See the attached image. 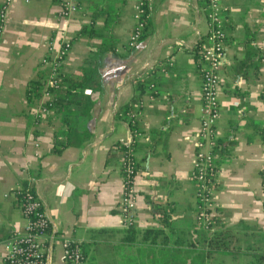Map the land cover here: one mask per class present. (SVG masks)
<instances>
[{
	"label": "crops",
	"instance_id": "0c3cea01",
	"mask_svg": "<svg viewBox=\"0 0 264 264\" xmlns=\"http://www.w3.org/2000/svg\"><path fill=\"white\" fill-rule=\"evenodd\" d=\"M77 1L69 18L59 16L57 0H13L6 11L0 34V264H7L10 234L25 224L13 190L30 178L54 236L48 264H69L66 240L82 246L83 264H144L170 247L199 253L206 264H264V0H222L227 43L219 67L215 242L197 221L192 174L205 0H152L144 36L132 48L127 42L136 0ZM83 26L91 30L81 34ZM51 37L71 42L61 63L67 74L79 73L104 42L114 49L99 54L98 87L81 91L93 104L71 118L70 144L58 154L51 149L61 117L42 112L46 96L30 102L26 95L45 68L41 59ZM133 97L139 99L134 109L141 105L140 136L134 145L135 222L127 228L112 147L128 138V118L116 115Z\"/></svg>",
	"mask_w": 264,
	"mask_h": 264
},
{
	"label": "built area",
	"instance_id": "2783aa9c",
	"mask_svg": "<svg viewBox=\"0 0 264 264\" xmlns=\"http://www.w3.org/2000/svg\"><path fill=\"white\" fill-rule=\"evenodd\" d=\"M13 0H3L0 4V34L3 28L6 11ZM29 2L30 0H23ZM59 16L69 18L77 9V0H57ZM208 30L199 43V78L201 111L199 128L194 136V158L192 174L196 185V217L200 227L205 231L213 229L215 215L214 198L217 187L218 167L216 151L219 149L216 122L220 113L218 97L219 67L226 49L227 33L223 23V13L226 7L222 0H205ZM152 10V0H136L134 5V25L128 38V46L134 47L141 39ZM57 40V46H56ZM71 42L66 38L51 37L48 40L46 54L41 59V65L49 69L47 84L42 89V95L47 101L42 105V112L49 113L45 106H51L49 100L59 91L60 83L57 74L61 62L68 56ZM264 59V54L261 55ZM51 86L55 91L48 90ZM149 88L155 89L153 83ZM141 105L127 115L129 124L128 138L113 146L112 152L118 161L122 178V190L118 201L124 227H132L135 222V205L137 191L134 177L137 173V160L134 145L140 136L137 128ZM35 179L30 178L25 186L18 185L15 191H22L18 201L25 224L22 229L14 230L10 234L7 244L8 250L4 254L7 264H48L52 253L54 236L49 232L50 219L44 205L34 188ZM63 259L69 264H82V255L78 242L63 241Z\"/></svg>",
	"mask_w": 264,
	"mask_h": 264
},
{
	"label": "trees",
	"instance_id": "16d2710c",
	"mask_svg": "<svg viewBox=\"0 0 264 264\" xmlns=\"http://www.w3.org/2000/svg\"><path fill=\"white\" fill-rule=\"evenodd\" d=\"M90 27L83 26L81 28L80 33L85 34V32L90 31ZM144 35H142L143 37ZM104 50H114L113 44H107L104 42V48L99 49V51L90 53L87 58L88 64L85 67L80 69L79 73L67 74L61 71V64L58 67L57 78L60 83V89L57 93H55L52 98L49 100L51 102V106H48V102L46 103V107L54 114L59 115L61 117V122L63 127L54 131L53 141H52V152L60 153L65 147L70 144V135L68 134V130L73 127V121L71 118L76 114L87 112L93 101L91 99L90 94L82 93V90H90L98 87L96 85V78L98 76V57L99 54ZM62 63V62H61ZM49 74V69L45 67L42 71L38 73V76L28 83V87L26 90L27 99L30 102H33L35 99H39L42 96V89L47 84V77ZM48 90L54 92L55 90L51 87H47ZM138 97L131 98L127 103H125L121 111L118 112L116 117H127L128 113L132 111L138 101ZM216 164H218L216 162ZM218 167V166H217ZM24 183L23 186H25ZM22 195V191H15L16 200L19 201ZM164 212V211H163ZM165 213L162 214V219H167ZM214 220V216H213ZM203 230V229H202ZM204 233H209V231L203 230ZM154 232V231H153ZM147 234V233H146ZM220 233L215 232L211 235V241H217ZM82 255L85 258L86 255L82 249V246L79 244ZM82 263V264H83ZM144 264H206L204 258L199 253L194 255L193 251L187 250H179L177 248H163L158 249L156 257L149 258L144 261Z\"/></svg>",
	"mask_w": 264,
	"mask_h": 264
},
{
	"label": "rangeland",
	"instance_id": "374dc122",
	"mask_svg": "<svg viewBox=\"0 0 264 264\" xmlns=\"http://www.w3.org/2000/svg\"><path fill=\"white\" fill-rule=\"evenodd\" d=\"M211 231H213V230H211ZM206 233H207V232H206ZM209 233H212V232L209 231Z\"/></svg>",
	"mask_w": 264,
	"mask_h": 264
}]
</instances>
